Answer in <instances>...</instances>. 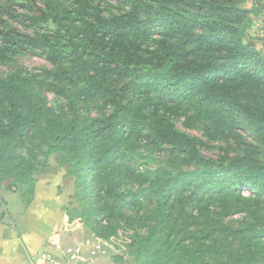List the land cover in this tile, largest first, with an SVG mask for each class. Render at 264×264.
<instances>
[{
	"label": "trees",
	"instance_id": "obj_1",
	"mask_svg": "<svg viewBox=\"0 0 264 264\" xmlns=\"http://www.w3.org/2000/svg\"><path fill=\"white\" fill-rule=\"evenodd\" d=\"M46 1L28 14L0 6V64L9 66L0 73V183L11 177L8 189L25 187L30 202L36 175L59 152L86 225L126 242L137 264H255L264 244V48L247 30L260 0H117L116 10L105 0ZM28 52L50 65L24 66ZM179 118L213 137L245 129L255 141L215 159ZM140 148V159H166L136 171Z\"/></svg>",
	"mask_w": 264,
	"mask_h": 264
},
{
	"label": "rangeland",
	"instance_id": "obj_2",
	"mask_svg": "<svg viewBox=\"0 0 264 264\" xmlns=\"http://www.w3.org/2000/svg\"><path fill=\"white\" fill-rule=\"evenodd\" d=\"M3 1L4 0H0V6H11V8H13V10H15L17 14H28V12L35 10L37 6L42 7L44 6V2H47L46 0H14L13 2ZM105 1L106 2H103V5H105L106 8L116 10L117 5H115V3L117 2V0ZM53 2H55V0ZM108 2H110V4H106ZM247 4L251 5L249 1L247 2ZM250 10V17L248 20L249 28L247 30L248 38L255 43L257 48L262 49L264 48V0H260L259 2L255 3L250 8ZM4 19L10 21V19H8L6 15ZM15 25L18 26L23 32H33V29H27L19 23H15ZM40 31L47 30L41 29ZM18 60L24 66L28 68H34L37 71L45 65H50L44 57L40 56L39 54H31L29 52L25 55H22L20 58H18ZM8 69V65L0 64V73L6 72ZM47 97L51 104H56L60 100L54 93L50 91L47 93ZM176 122L177 126L181 129L196 135L201 140V151L205 155L211 156L215 159H218L219 157L224 156L225 154H230L231 156L239 154L242 152V149L246 146L247 142L255 141L251 133L245 129H238V135H232L228 138L213 137L203 131V127L201 124L192 121L193 123L185 125L183 118H179L178 120H176ZM137 152L139 153L136 159L137 162L135 161L133 162V164H131V167L134 168L136 171L151 170L155 168L159 164V162L166 159L163 153L158 154V151H156L154 154L151 155L149 161H145L146 158H139L140 156L145 155L143 153V149L140 148L137 150ZM38 154L40 157L38 159L37 164L40 166L43 163L42 161H44V158L40 153ZM70 168V163L64 160V157L61 153L52 152L46 159V166L44 168V171L38 173L36 175V179L42 176V180L48 181L60 192L63 191V193H65L67 197V208L68 210H70V212H72L71 214L68 212L69 216L67 224L68 226H70L72 222H75L79 224V226L84 225L85 227H87L90 233H88L87 235H85V233H82L83 235L78 238L83 239L84 237L91 236L93 231L91 229V226L86 225L87 220L84 218V216L79 214V211H83L84 203L81 195H79L77 190V178L75 174L71 172ZM138 182L139 180H135L133 183L129 182V184L136 187ZM11 184V177L4 178L1 181V185H3L4 187H8ZM24 190L25 187L23 188V191L21 190V192H23L24 197L27 198V193ZM243 192L244 195L248 196L253 193V190L250 188H246ZM242 215V213L236 214L235 216H233V218H239ZM114 242L115 241H111V243H109L105 241L104 243L107 253H109L108 257H110L116 264H137L134 261L133 257L127 256V254L124 252V249L126 248V242L123 243L124 245H119ZM125 251L127 252V249H125ZM253 259L256 260L255 264H264V244H261V246L257 248L256 254L254 255Z\"/></svg>",
	"mask_w": 264,
	"mask_h": 264
},
{
	"label": "crops",
	"instance_id": "obj_3",
	"mask_svg": "<svg viewBox=\"0 0 264 264\" xmlns=\"http://www.w3.org/2000/svg\"><path fill=\"white\" fill-rule=\"evenodd\" d=\"M42 179V176L36 179L28 203L23 192L12 191L0 183V264H56L42 257L49 254L61 258L56 243L83 244L92 264H116L108 257L101 236L92 232L91 236L78 239L82 233H90L89 230L75 222L68 226L65 193Z\"/></svg>",
	"mask_w": 264,
	"mask_h": 264
},
{
	"label": "built area",
	"instance_id": "obj_4",
	"mask_svg": "<svg viewBox=\"0 0 264 264\" xmlns=\"http://www.w3.org/2000/svg\"><path fill=\"white\" fill-rule=\"evenodd\" d=\"M97 240L102 241L99 237ZM55 247L61 251V258L57 259V257L49 254H42V257H46L56 264H92V259L85 252L83 244L62 246L60 243H56ZM98 247L99 245L96 246V248Z\"/></svg>",
	"mask_w": 264,
	"mask_h": 264
}]
</instances>
